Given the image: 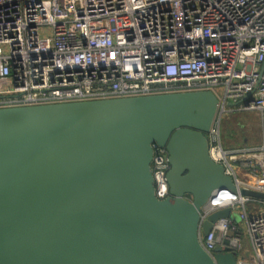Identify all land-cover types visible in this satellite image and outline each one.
<instances>
[{"label": "water", "instance_id": "95a60500", "mask_svg": "<svg viewBox=\"0 0 264 264\" xmlns=\"http://www.w3.org/2000/svg\"><path fill=\"white\" fill-rule=\"evenodd\" d=\"M218 105L193 90L1 107L0 264H237L200 243L230 208L202 221L200 209L223 189L261 201L264 191L211 159ZM155 146L168 154L163 200Z\"/></svg>", "mask_w": 264, "mask_h": 264}, {"label": "built area", "instance_id": "2783aa9c", "mask_svg": "<svg viewBox=\"0 0 264 264\" xmlns=\"http://www.w3.org/2000/svg\"><path fill=\"white\" fill-rule=\"evenodd\" d=\"M193 90H211L219 102L207 134L211 159L237 185L264 191V143L224 148L220 136L231 111L264 115V0H0V108ZM168 167L167 151L155 146L160 200L171 197ZM249 202L263 210L248 213ZM225 207L230 216L200 236L204 250L219 246L237 264H264V201L223 189L201 207V221ZM234 210L249 261L238 256Z\"/></svg>", "mask_w": 264, "mask_h": 264}, {"label": "rangeland", "instance_id": "374dc122", "mask_svg": "<svg viewBox=\"0 0 264 264\" xmlns=\"http://www.w3.org/2000/svg\"><path fill=\"white\" fill-rule=\"evenodd\" d=\"M216 91L219 95H221L220 88H216ZM243 117L248 118L255 125L253 126L252 122H247L248 124L246 125V123L242 120ZM250 126L255 129V132H259L260 141H263L262 138H264V116L261 117L258 115V117L256 118L252 113H242L240 111H231L227 115H224L220 120V136L223 147L235 149L240 143L239 140L246 138V127ZM255 132L253 131L254 135ZM250 133L251 131L249 132V134ZM246 210L248 213H251L252 211L260 212L263 210V206L257 202H249L246 204ZM231 217L239 224L242 230V247L238 252V256L241 257L244 261H249L252 249L250 246L248 235L245 231L244 223L241 221L238 213L235 210L232 211Z\"/></svg>", "mask_w": 264, "mask_h": 264}, {"label": "crops", "instance_id": "0c3cea01", "mask_svg": "<svg viewBox=\"0 0 264 264\" xmlns=\"http://www.w3.org/2000/svg\"><path fill=\"white\" fill-rule=\"evenodd\" d=\"M242 113L246 112V113H252L254 115V117H258V113L255 112V111H241ZM264 116V115H263ZM242 120L246 123V125L248 123H251L252 121L249 120L248 118H242ZM257 120V119H256ZM248 122V123H247ZM253 123V122H252ZM255 124L253 123V126ZM247 128V132H246V138L244 139H240L239 140V144L236 148H243V149H246V150H252V149H257L258 147L262 146V144L264 143V138L263 141H260V135H259V132L256 131L255 132V129H253V127H246ZM251 131V133L249 134V132ZM253 131L255 132V135L253 133ZM239 174L242 176V177H245L244 173L242 170H239Z\"/></svg>", "mask_w": 264, "mask_h": 264}]
</instances>
